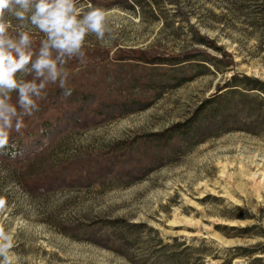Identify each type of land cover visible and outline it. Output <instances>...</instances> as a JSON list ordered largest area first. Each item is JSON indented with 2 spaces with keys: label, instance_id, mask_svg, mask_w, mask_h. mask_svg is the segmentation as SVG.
Returning a JSON list of instances; mask_svg holds the SVG:
<instances>
[{
  "label": "rangeland",
  "instance_id": "obj_1",
  "mask_svg": "<svg viewBox=\"0 0 264 264\" xmlns=\"http://www.w3.org/2000/svg\"><path fill=\"white\" fill-rule=\"evenodd\" d=\"M81 5L105 9L115 39L86 37L84 61L64 66L66 87L127 108L62 121L17 158L0 157V225L13 235L14 264H172L158 257L171 259L161 247L174 240L204 246L198 264L264 258L232 250L264 245V95L232 87L235 76L264 83V0ZM200 37L232 64L212 67L220 57ZM43 38L33 33L34 51ZM121 51L200 56L149 66L115 61ZM38 119L25 116L24 128Z\"/></svg>",
  "mask_w": 264,
  "mask_h": 264
},
{
  "label": "clouds",
  "instance_id": "obj_2",
  "mask_svg": "<svg viewBox=\"0 0 264 264\" xmlns=\"http://www.w3.org/2000/svg\"><path fill=\"white\" fill-rule=\"evenodd\" d=\"M107 17L105 9L85 11L77 0H0V146L11 131L21 132L25 116L39 110L37 101L46 97L49 84L58 83L65 97L71 95L64 66L84 61L86 37L102 44L115 39ZM33 33L44 37L36 51ZM4 203L0 199V211ZM12 249L13 235L0 225V264H14Z\"/></svg>",
  "mask_w": 264,
  "mask_h": 264
},
{
  "label": "trees",
  "instance_id": "obj_3",
  "mask_svg": "<svg viewBox=\"0 0 264 264\" xmlns=\"http://www.w3.org/2000/svg\"><path fill=\"white\" fill-rule=\"evenodd\" d=\"M125 2V0H123ZM95 4V3H93ZM127 4V3H126ZM110 6V5H109ZM114 6V5H111ZM127 6V5H126ZM128 7V6H127ZM197 42L211 50H213L217 55L220 57V59H212L211 66L214 68H217L219 65V62L224 59H228L229 63H231V55L225 53L222 48L216 46L214 43H211L205 38L200 37L197 39ZM200 56L195 51H189L185 55L180 56H173L170 58H164L157 55V53L153 52H144V51H134V52H119L116 55L115 61L122 62V61H134V62H141L149 66H178L181 64H184L186 62H190L194 60L196 57ZM220 60V61H219ZM202 62L208 63L209 61L204 60ZM197 66H202L200 68H204L209 72L208 67H205V65L196 64ZM176 68V67H175ZM174 68V69H175ZM233 83L237 84L235 86H232L234 88L237 87H244L246 88V91H255L257 93H260L264 95V83H262L260 80L241 76L239 77H233ZM188 80H191V78H188ZM231 86L226 87V89L230 88ZM68 89H71V95L65 97L63 92L64 90L60 87H53L48 85L45 89L48 94L44 99L38 100V111L34 112L33 115H39V119L37 121V125L31 126L30 129H25L26 126L24 124V127L22 128L20 133L15 132L14 130L9 133L8 142L0 146V157L11 160L15 159L20 154L27 149V147L31 144H34L38 142L42 138H48L55 130H59V127L62 125V121H69V120H77L80 115L89 116L91 114L95 115L96 118H101L102 116H106L108 113H104V110L106 109V112L118 110L122 111L123 108H127L124 104H119L113 107L111 105H108L106 108L101 106V102L95 99V97H90L89 92H82L78 91L77 89H73L72 87H67ZM236 90H230L226 92L232 93ZM57 103H61L62 107L58 112H55V114L51 117V113L56 110ZM133 104V103H132ZM131 104V105H132ZM95 105V106H94ZM129 105L128 107H130ZM53 106V107H52ZM55 106V107H54ZM93 106L91 109L90 107ZM111 106V107H110ZM128 113L132 112L131 108H129ZM45 113V114H44ZM46 115V117H45ZM28 126V125H27ZM115 224V223H113ZM239 236V235H236ZM170 249L175 251L176 253L170 257L171 259H167L164 256L158 257V260H164L168 261L172 264H198L200 259L203 255L201 254L205 247H197L192 248L189 245L178 243L177 240H174V242L171 245H165L162 246L161 249ZM235 252H248L251 256L249 258H254L256 255H264V245L259 244L255 245L249 248H234L232 249ZM188 251H193V253L198 254L196 257V260L194 262L188 261L185 254ZM230 251V250H228ZM198 259V260H197ZM252 264H264V258L261 257H255L252 261Z\"/></svg>",
  "mask_w": 264,
  "mask_h": 264
}]
</instances>
